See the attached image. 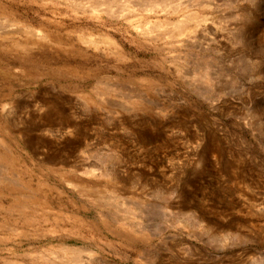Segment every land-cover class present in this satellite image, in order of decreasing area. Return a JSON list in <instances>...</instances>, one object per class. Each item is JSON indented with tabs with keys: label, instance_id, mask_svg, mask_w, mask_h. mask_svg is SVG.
Instances as JSON below:
<instances>
[{
	"label": "rangeland",
	"instance_id": "obj_1",
	"mask_svg": "<svg viewBox=\"0 0 264 264\" xmlns=\"http://www.w3.org/2000/svg\"><path fill=\"white\" fill-rule=\"evenodd\" d=\"M0 264H264V0H0Z\"/></svg>",
	"mask_w": 264,
	"mask_h": 264
},
{
	"label": "bare ground",
	"instance_id": "obj_2",
	"mask_svg": "<svg viewBox=\"0 0 264 264\" xmlns=\"http://www.w3.org/2000/svg\"><path fill=\"white\" fill-rule=\"evenodd\" d=\"M195 17H197V16H195ZM181 22H183V21H181ZM181 26L183 27V26H185V25H183V24H180V28H181ZM176 27H177V25H176ZM178 27H179V24H178ZM176 35V34H175ZM177 36V35H176Z\"/></svg>",
	"mask_w": 264,
	"mask_h": 264
}]
</instances>
